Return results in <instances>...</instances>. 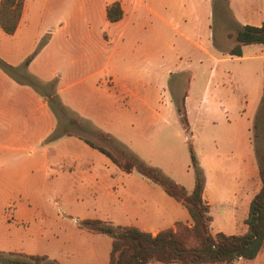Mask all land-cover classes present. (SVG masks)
<instances>
[{"label":"rangeland","instance_id":"obj_1","mask_svg":"<svg viewBox=\"0 0 264 264\" xmlns=\"http://www.w3.org/2000/svg\"><path fill=\"white\" fill-rule=\"evenodd\" d=\"M260 1L232 0L230 6L235 13L233 17L227 0H215L214 14L210 18L211 30L205 26V19L198 18L195 22L201 30L197 35V56H211L212 52L217 57H232L229 51L235 45V39L231 34L235 33L238 25H242L252 12L254 13ZM32 4L36 8V0H33ZM98 5L99 0H63L59 8L63 6L68 14L61 16L62 18L43 20L47 28L43 30L33 53H37L48 41L50 34L54 33L52 44L46 53V56L53 57L55 62L58 56L62 57L60 63L54 64V69L46 67L44 57L39 60L35 69H22L25 59L14 65L21 73L24 72L35 81L36 88L30 85L33 89L42 96L45 95L47 101L50 100L49 104L54 110L52 112L57 124L52 132L43 138L44 145L38 144L33 149L34 163L37 164L33 168L28 169L26 166V154L0 150L1 254L9 251L57 256L63 254L68 258L67 264L89 262L92 257L91 247L97 242L88 232V228H81L77 220L106 219L115 207V200L110 201L103 176L109 174L110 177L116 176L117 180L124 177V172L79 135L112 151H122L127 156L133 155L146 164L159 168L163 175L174 181H182L187 177L186 174L194 177L190 138H193L192 145L196 155H205L206 133L209 128L204 122L205 112H191V129L189 123L186 126L180 119L175 109L163 115L144 110L130 113L128 99L122 96L119 90L116 92L108 89L111 85L108 67L95 75L93 80L89 79L85 83V86L89 87L84 89L83 83L78 80L77 71V61L83 50V43L104 48L98 57L104 64L109 53L104 32H113L99 16ZM52 8L60 11L58 2H54ZM79 8L83 9V13H79ZM35 21L41 22V19ZM204 30H207L208 35ZM0 31L5 37H0V44H3L8 36L1 29ZM156 36L150 34L147 41L156 42ZM187 41L172 30L160 39L164 48L162 54L167 63L174 61L176 54L182 50L180 48H185L191 54L196 52L194 46ZM212 45L214 49H211ZM244 52V57H235L222 64L224 73L229 70L228 75L231 77L228 78L224 74L226 86L225 94L221 95V98L227 101L230 92L236 97L237 104L235 103L231 114L234 119L240 118L237 120L244 122L246 129L251 128L253 144L258 147L260 155H264V46L248 45L245 46ZM85 53H88V50ZM37 70H41L46 76L42 78L37 75ZM198 70L193 87V94L196 95L193 101L196 102L201 101L200 95L206 84L209 67L205 65ZM188 79L187 74L179 76L180 88L174 91L177 105L182 103ZM174 80L176 76H172L169 81L172 84ZM155 82H159L157 77ZM94 83L105 91L103 95H98L90 89ZM153 84L155 86V83ZM63 86L67 90L61 94L59 88ZM151 101L157 109L162 103V96L155 93ZM70 116L77 119L74 127L78 129V135H62L50 139V135L63 127L65 120ZM91 116L96 119L92 120ZM217 116L220 119L225 117L223 113ZM103 135L108 137L104 138ZM133 171L134 175H138L136 169ZM120 187L118 181L115 189ZM221 191L227 192V186ZM249 205L247 204L246 209L240 207L237 215L240 219L236 218V222L232 219L230 211L215 208L212 212L214 219L211 231L244 233L247 230L244 219L248 216ZM243 213L244 218L241 217ZM99 241L95 257L98 262L104 263L108 257L111 236L102 234ZM238 261L234 264H264V252L255 263Z\"/></svg>","mask_w":264,"mask_h":264},{"label":"crops","instance_id":"obj_2","mask_svg":"<svg viewBox=\"0 0 264 264\" xmlns=\"http://www.w3.org/2000/svg\"><path fill=\"white\" fill-rule=\"evenodd\" d=\"M62 1L36 0L37 5L34 8L33 0H25L24 11L16 32L9 35L0 27L2 32L8 36L5 39L6 42L0 44V57L8 63L16 65L33 53L43 30L47 28L43 20L45 18H47L45 21H49L50 18H62L61 16L67 13L63 6L59 8ZM116 1L121 4L123 16L120 20L111 22L107 18V6ZM227 1L229 10L233 12L234 17L235 13L230 6L232 0ZM54 2H58L59 12L53 10ZM214 2L215 0H99V16L113 31L111 34L104 32L105 42L108 43V57L102 64L98 57L104 48H96L91 44L83 43V50L80 52L79 61H77V71L79 73L78 80L83 83L84 89H87L89 86L86 87L85 83L89 79L93 80L95 75L108 67L111 81L108 89L116 92L119 90L121 95L128 99L130 113L144 110L163 115L175 109L181 120L182 116L175 101L174 91L180 88L179 76L189 75L187 89L183 95L189 129H191L190 116L193 111L200 114L205 112L204 122L209 127L208 133H206L205 155L196 156L199 157V165L205 174L204 199L210 205L211 223L214 219L212 212L215 208L230 211L232 219L236 222L237 219H240V216H237L240 207L247 208V204H250L255 193L260 189L261 182L251 128L246 129L244 122L237 120L240 118H233L231 110L235 109L237 99L232 92L227 96L229 101H224L221 98V95L225 94L224 86H226L224 82L225 70L222 64L235 57H244L245 46L252 44L242 47V56L217 57L212 52L211 56H197V35L201 30L195 22L198 18L205 19V22L207 21L205 26L207 25L210 29V18L215 9ZM82 10L79 8V13H83ZM35 19H41V22H37ZM263 22L264 0H261L254 13L252 12L242 25L260 26ZM170 30L185 41L188 40L187 42L194 46L196 52L191 54L185 48L184 50L180 48L182 50L176 54L174 61L167 63L162 54L164 48L160 44V39ZM204 33L208 35L207 30H204ZM150 34L157 35L156 42L147 41ZM0 37L5 38L1 31ZM53 37L54 33H51L48 41L37 51L28 68L35 69L42 57H44L43 62L48 68L54 69V64L60 63L61 56L57 57L56 62L53 57L46 56ZM211 49H214L213 45ZM86 50L88 53H85ZM205 65L209 67L206 84L200 95L201 101L196 102L193 101L196 96L193 94V87L198 76V69ZM58 68L63 69L59 66ZM40 71L37 70L36 74L42 78L45 77L46 75ZM226 72L225 75L228 78L231 77L228 75L229 70ZM172 76H176V80L171 84L169 80ZM156 77L158 83L155 82ZM232 87L234 88V85ZM99 88L98 84L94 83L91 84L90 89L98 95H103L105 91ZM66 90L64 86L60 87L59 93L63 94ZM106 91L108 90L106 89ZM234 91L236 90L234 89ZM155 93L162 96V103L157 109L154 108L151 101ZM220 113L225 115L223 119L218 118L217 115ZM91 119L95 120L96 118L91 116ZM56 124V117L45 96L0 69V150L26 154V159H28L26 166L28 169L33 168L37 165L34 163L33 149L38 144L44 145L43 138L52 132ZM39 130L40 132H38ZM189 141L193 143V138H190ZM122 171L124 177L121 179L116 180V176L110 177L109 174L103 176L104 182L107 184L106 193L109 195L110 201L115 200L113 201L115 207L111 209L106 219L102 220L117 226L134 225L153 235L162 229L174 227L178 221L188 225L193 223L188 209L182 202L170 196L159 184L145 177L138 170V175H134L133 170L131 172ZM186 175L187 177L182 181L175 180L185 187L187 193H190L195 184V173L194 177ZM118 181L121 187L115 189V184ZM225 186L228 191H221ZM241 217L244 218L245 213ZM83 220L78 219L77 224L81 228H86L81 225ZM88 232L97 243L91 247L92 257L87 264H108L111 245L106 261L98 262L95 257L96 247H98L99 237L103 233L89 231V229ZM262 252H264V247L256 258L240 259L238 262L244 260L255 263L260 259ZM48 256L60 264H67L68 258L63 254Z\"/></svg>","mask_w":264,"mask_h":264},{"label":"trees","instance_id":"obj_3","mask_svg":"<svg viewBox=\"0 0 264 264\" xmlns=\"http://www.w3.org/2000/svg\"><path fill=\"white\" fill-rule=\"evenodd\" d=\"M25 0H0V27L9 35L16 32L24 11ZM123 10L119 2L107 6V18L114 22L120 20ZM235 45L229 53L242 56L244 45H264V22L260 26L245 24L231 34ZM36 52L28 56L22 63L26 69ZM0 67L21 83L36 88V83L17 66L8 63L0 57ZM45 96V95H44ZM50 99H52L51 95ZM50 101V100H49ZM49 107L54 112L53 108ZM182 121L188 125L184 99L178 105ZM67 114L66 112H63ZM65 124L50 135L56 139L62 135H78L75 125L76 117H67ZM74 130V131H73ZM80 138L93 148H96L111 159L126 172L136 169L145 177L159 184L170 196L182 202L188 209L193 223L188 225L178 221L174 227L160 230L153 235L134 225L117 226L102 219H84L81 225L97 233L108 234L112 238L108 264H234L240 259L251 260L257 257L264 247V155H260L255 145L257 155L260 189L253 196L248 216L244 222L247 230L244 233L228 234L223 231H211L210 205L204 199L205 174L200 167L193 145L190 146V156L195 173L193 190L187 193L185 187L165 176L157 167L150 166L133 155L127 156L122 151H112L81 135ZM107 138L108 135H103ZM0 264H60L47 254H31L21 251L0 253Z\"/></svg>","mask_w":264,"mask_h":264}]
</instances>
